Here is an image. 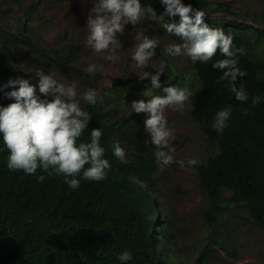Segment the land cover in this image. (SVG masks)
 Listing matches in <instances>:
<instances>
[{"label":"trees","instance_id":"16d2710c","mask_svg":"<svg viewBox=\"0 0 264 264\" xmlns=\"http://www.w3.org/2000/svg\"><path fill=\"white\" fill-rule=\"evenodd\" d=\"M38 1L15 0L21 10L16 28L0 24L1 94L12 90L4 87L9 79H28L33 84L31 73L17 62L15 42L29 46L31 52L59 67L77 58V48L63 52L54 47L47 54L49 48L35 38L36 31L40 33L47 27L37 12ZM182 2L203 10L245 16L227 0ZM149 5L154 8L163 4L161 0H148L145 7ZM258 21L263 25L205 16L209 26L223 28L233 36L235 46L243 49V55L238 54V67L247 74L238 79L237 86L244 84L249 94L247 101L236 100L227 81L219 79L224 70L212 67V63L224 58L219 52L207 63L193 64L200 84L192 92L190 113L201 125L208 144L215 147L207 160H197L194 165L205 193L200 213L213 228L234 203L244 207L253 224L264 229V99L252 103L255 96L264 98V57L251 45V41L260 43L264 51V9ZM67 33L64 29L59 37L68 38ZM142 34L153 38L149 29ZM158 51L157 47L155 52ZM97 90L107 93L102 105L81 104L92 116L82 141L90 140L92 128L102 129L100 144L111 165L103 181L84 180L81 174L76 177L80 179L79 188L72 189L67 180L73 177L48 176L40 170L35 175L10 171L9 152L0 134V264H179L175 249L167 245L172 232L154 194L159 168L155 146L146 144L140 131L126 124L127 118L115 114L107 91ZM228 105L232 113L221 134L212 123L216 112ZM114 141L126 150L127 163L114 157ZM39 175L45 176L43 182L38 180ZM124 251L132 254L127 262L119 259ZM206 251H210L209 246ZM205 252L197 264L205 260Z\"/></svg>","mask_w":264,"mask_h":264},{"label":"clouds","instance_id":"9594fccd","mask_svg":"<svg viewBox=\"0 0 264 264\" xmlns=\"http://www.w3.org/2000/svg\"><path fill=\"white\" fill-rule=\"evenodd\" d=\"M93 6L87 16V44L96 52H107L104 59L115 61L118 57L116 50L121 48L117 34H123L127 24L136 26L143 18L150 17L158 21L156 11L149 5L145 7L141 0H92ZM165 6L164 16L170 18L161 24V27L171 36L179 38V42L168 44L164 51L172 57L187 56L193 63H207L216 56L217 52L223 59L212 63L214 69H223L220 80L227 81V87L234 94L235 99L245 102L249 94L243 83L237 86L239 78L247 73L238 67V54L243 55V49L234 44L231 34L221 27H211L205 22L206 12L203 9L185 4L182 0H161ZM179 16V22L174 19ZM132 53V60L136 68L145 69L155 55L159 40L137 33ZM153 67L155 74L144 71L140 78H150L151 86L141 93L144 98L131 102V111L145 113L144 129L148 139L145 143L155 146V163L163 171L171 163L185 164L184 160L175 159L173 141L176 137L168 126L166 109L174 108L183 112L186 102L193 96L190 88L185 85L163 86L160 80L165 68ZM88 74L94 75L97 71L103 73V64H89ZM37 85L31 84L28 79H9L4 87L12 90L4 95L13 100L7 106L0 105V134L9 155L7 167L10 171L22 170L25 174L35 175L38 170L48 176L64 175L73 177L67 180L70 188L77 189L80 179L100 182L107 178L111 168L105 157V148L100 140L103 135L101 128H92L90 140L82 141L85 129L92 119L90 113L81 107L78 98V86L75 81L60 82L53 74L45 73L42 69L36 70ZM19 85L18 88L15 86ZM154 90H162L163 94H156ZM95 88H87L80 94L82 100L91 106L104 103V97ZM264 99L260 96L252 98V103H260ZM232 106L221 108L215 114L212 127L218 133H223L228 127ZM113 155L123 163H127L126 150L119 141L112 145ZM198 161L194 158L187 160L189 166ZM38 180L43 182L44 175ZM132 258L130 251L119 254V259L127 262Z\"/></svg>","mask_w":264,"mask_h":264},{"label":"rangeland","instance_id":"374dc122","mask_svg":"<svg viewBox=\"0 0 264 264\" xmlns=\"http://www.w3.org/2000/svg\"><path fill=\"white\" fill-rule=\"evenodd\" d=\"M26 1V0H23ZM240 16L227 11L214 12L204 10L207 15L220 16L225 19L238 20L243 23L262 26L258 21L259 14L264 9V0H227ZM147 5L148 0H141ZM92 0H39L37 12L47 22V27L42 32L34 35L47 49V54L54 47H59L63 52L75 50L77 58L68 66L59 67L46 57L31 48L15 42L13 50L17 62L33 76V84L37 85V69H42L46 74L51 73L63 83L75 81L78 86V98L81 104L84 102L80 96L87 88L103 89L108 92L110 104L117 116H123L126 124L140 131L144 139H148L144 129L145 113L131 111L133 100L142 97L141 93L146 87L151 86L150 78L141 79L144 71L155 74V68L164 66L165 71L160 80L163 86L187 85L193 92L200 84L198 73L193 67V62L187 56L172 57L165 54V47L177 41L179 38L169 35L161 27V24L170 19L163 15L165 7L158 5L156 11L158 21L150 17L143 18L136 26L130 23L125 25L123 34H117L121 42V48L116 50L118 57L115 61L104 59L107 52L96 53L87 44V16L92 8ZM21 10L15 4V0H0V24L15 29L18 22V14ZM179 22L178 16L172 18ZM41 22V21H40ZM66 29L68 38H60V31ZM151 30L153 38L159 40V51L155 52L150 66L141 69L135 67L132 53L138 41L137 33ZM252 49L264 57V51L260 43L251 41ZM89 64H103L104 72L97 71L94 75L82 72ZM156 94H163L162 90H154ZM12 100L0 93V105L7 106ZM191 97L186 102L183 112L174 108L166 109L168 126L176 137L173 141L175 147V159L184 160L181 166L178 163L167 165L163 171L160 167L155 173L156 190L159 206L162 209L169 231L172 232L167 245L175 249L179 264H197V259L209 246L210 251L205 252V260L201 264H264V229L256 226L249 219L244 207L231 203L221 215L214 228L205 223L200 213V208L205 202V193L199 185L197 170L189 166L187 160H207L209 153L215 151V147L208 144L202 127L191 113ZM158 227V226H157Z\"/></svg>","mask_w":264,"mask_h":264}]
</instances>
